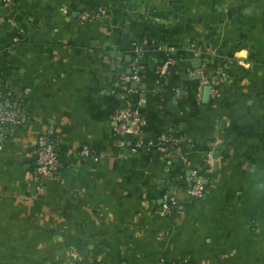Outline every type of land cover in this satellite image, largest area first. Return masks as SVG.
<instances>
[{"label":"crops","instance_id":"obj_1","mask_svg":"<svg viewBox=\"0 0 264 264\" xmlns=\"http://www.w3.org/2000/svg\"><path fill=\"white\" fill-rule=\"evenodd\" d=\"M83 10L107 17L81 23ZM0 84L28 109L1 133L0 264H264V0L0 3ZM128 102L146 120L137 152L114 129ZM49 125L65 166L43 180L34 147ZM171 132L183 154L157 143ZM165 194L176 204L160 215Z\"/></svg>","mask_w":264,"mask_h":264},{"label":"built area","instance_id":"obj_2","mask_svg":"<svg viewBox=\"0 0 264 264\" xmlns=\"http://www.w3.org/2000/svg\"><path fill=\"white\" fill-rule=\"evenodd\" d=\"M12 0H0V3L8 6ZM98 17H107L104 10L99 12H92L83 10L79 14V21L81 23L93 20ZM135 58L131 63V71L129 74H124L121 78L126 83L140 81V66L138 59L141 50L134 49ZM163 71V67L159 68ZM199 74L203 83L210 87V96L217 100L220 96L219 86L220 79L215 75H207L206 68L199 70ZM28 116V109L24 102L15 97L13 93L0 84V142L2 140L1 133L5 125L12 127L20 126ZM115 133L118 136L131 134L130 151L137 152L145 144L146 134V120L139 114L137 109H133L131 102L126 106L120 108L113 116ZM157 143L165 146L167 149L179 154H183L185 150L184 140L181 136L175 133H162L157 138ZM59 142L55 133V128L49 125L46 130L37 137L36 145L34 147V155L36 156V176L43 180L57 179L63 170L65 163L59 152ZM94 152L88 147L83 146L79 150V156L82 159L92 158ZM189 182L188 193L195 199H200L205 196L207 186L204 182L201 172L197 168L190 170L187 177ZM176 200L173 195L165 194L162 204L158 209L160 215H169L173 211ZM158 264H192L187 259L180 260L175 263H169L161 260Z\"/></svg>","mask_w":264,"mask_h":264},{"label":"water","instance_id":"obj_3","mask_svg":"<svg viewBox=\"0 0 264 264\" xmlns=\"http://www.w3.org/2000/svg\"><path fill=\"white\" fill-rule=\"evenodd\" d=\"M133 85L135 86V84H133ZM209 89H210L209 87H206V88H205V92L208 93V90H209ZM133 109H136V106H133ZM125 136L130 137L131 134L127 133V134H125ZM146 141H147V140H146Z\"/></svg>","mask_w":264,"mask_h":264}]
</instances>
